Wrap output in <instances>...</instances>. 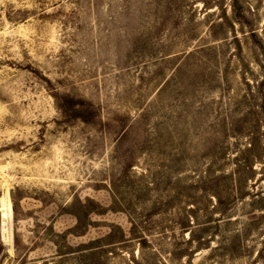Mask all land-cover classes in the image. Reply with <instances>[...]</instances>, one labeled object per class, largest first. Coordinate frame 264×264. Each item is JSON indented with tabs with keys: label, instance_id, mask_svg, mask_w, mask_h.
<instances>
[{
	"label": "rangeland",
	"instance_id": "rangeland-1",
	"mask_svg": "<svg viewBox=\"0 0 264 264\" xmlns=\"http://www.w3.org/2000/svg\"><path fill=\"white\" fill-rule=\"evenodd\" d=\"M3 198L0 264H264V0H0Z\"/></svg>",
	"mask_w": 264,
	"mask_h": 264
},
{
	"label": "water",
	"instance_id": "water-1",
	"mask_svg": "<svg viewBox=\"0 0 264 264\" xmlns=\"http://www.w3.org/2000/svg\"><path fill=\"white\" fill-rule=\"evenodd\" d=\"M5 200H8V198H3L0 201V236L3 246L8 247L10 246V231H9V222L10 217L8 218V213L6 211V208L3 207V203H6ZM10 216H11V210H10Z\"/></svg>",
	"mask_w": 264,
	"mask_h": 264
},
{
	"label": "trees",
	"instance_id": "trees-1",
	"mask_svg": "<svg viewBox=\"0 0 264 264\" xmlns=\"http://www.w3.org/2000/svg\"><path fill=\"white\" fill-rule=\"evenodd\" d=\"M233 8H234V19L239 23V24H241V25H243L244 23H243V19H244V16H243V12H241L240 11V9L239 8H237L236 6H234L233 5ZM89 203H91V201H89V200H87L86 202H85V204L84 203H80V202H78L77 201V203H76V205L78 206V208H80V209H82V210H85V206H86V204H89ZM88 212L89 211H86L85 210V215H88ZM70 215H73L74 216V218L76 219V221H77V225L78 224H81V221H82V219H81V216L79 215V214H77V213H69ZM84 215V216H85ZM85 218H86V216H85ZM111 228L112 229H114L115 227L114 226H111ZM96 243H98V241H96ZM94 244V243H93ZM199 247H200V245H199Z\"/></svg>",
	"mask_w": 264,
	"mask_h": 264
},
{
	"label": "bare ground",
	"instance_id": "bare-ground-1",
	"mask_svg": "<svg viewBox=\"0 0 264 264\" xmlns=\"http://www.w3.org/2000/svg\"><path fill=\"white\" fill-rule=\"evenodd\" d=\"M4 205H3V207H5L6 208V211H7V206H6V204L5 203H3Z\"/></svg>",
	"mask_w": 264,
	"mask_h": 264
}]
</instances>
